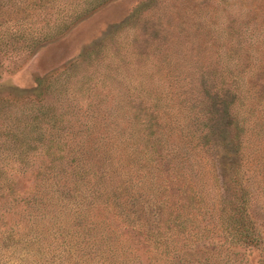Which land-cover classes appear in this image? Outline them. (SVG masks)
Returning a JSON list of instances; mask_svg holds the SVG:
<instances>
[{
	"label": "trees",
	"instance_id": "obj_1",
	"mask_svg": "<svg viewBox=\"0 0 264 264\" xmlns=\"http://www.w3.org/2000/svg\"><path fill=\"white\" fill-rule=\"evenodd\" d=\"M83 1L85 4L80 5L59 3L42 18L38 30L22 23L1 22L0 58L7 57L6 53L15 51L18 45L37 51L65 34L71 25L88 16L87 8L93 11L92 5ZM96 2L93 0V6ZM103 2L99 0L97 7ZM48 78L35 77L31 91L21 92L25 97L32 94L37 98L26 106H19L22 99L18 90L4 88L0 83V112L5 106L30 110L33 117L0 116V158L11 155L9 163L0 165V239L4 244L0 248L1 264H141L140 256L146 264H181L182 249L217 239L239 248L244 264H264V229L254 217L249 184L250 177L264 174V122H255L257 129L250 127L255 114L250 108L255 104H245L242 77L234 76L231 82L239 94L227 91L222 84L215 85L212 91L205 89L210 111L201 110L196 103V107L184 109L183 117L181 104L174 115L162 112L144 118L137 114L138 119L127 122L125 128L99 135L89 157L82 150L63 149L70 137L59 131L62 117L50 118V107L42 98ZM89 83L80 91L86 98ZM77 87L73 86L72 91H78ZM230 94L231 99L225 101ZM129 100H125L128 108ZM219 107L223 120L217 115ZM152 108L157 107L152 104ZM164 126L171 132L169 135ZM172 133L185 145L183 148L199 156L195 174L189 164L185 167L184 160H179L184 169L181 178L190 186V197L185 200L177 199L178 190L168 193L172 191L168 186L172 181L157 163L154 165L152 142L166 143ZM40 146L47 149L36 151ZM39 151L54 158L53 165L67 177L60 181L58 174L51 177L49 168H39L42 180L34 181L32 191L24 194L18 189L19 180L32 167V159ZM178 152L172 150L168 155ZM203 175L210 182L208 190ZM109 179H117L116 186ZM66 188L69 192L61 198L65 204L53 206L51 202L57 205L61 196L58 191ZM132 193L136 200L129 209L124 206L126 200H132ZM132 204L137 210L131 209ZM91 208L104 211L94 213Z\"/></svg>",
	"mask_w": 264,
	"mask_h": 264
},
{
	"label": "rangeland",
	"instance_id": "obj_2",
	"mask_svg": "<svg viewBox=\"0 0 264 264\" xmlns=\"http://www.w3.org/2000/svg\"><path fill=\"white\" fill-rule=\"evenodd\" d=\"M10 1L13 3L0 0V23H22L34 30H38L42 18L52 13L59 3L85 4L83 0ZM98 1L93 6V0H86L93 11L87 8L88 16L39 50L28 51L18 45L15 51L6 53L7 57L0 58V83L4 88L14 87L20 92L19 106L37 101L32 94L25 97L21 92L31 91L35 77L49 76L42 98L50 107V118L62 117L59 131L70 137L63 149L82 150L89 157L88 152L95 148L99 135L110 129L125 128L127 122L138 119L137 114L144 118H153L162 112L174 115L181 104L183 117L184 109L196 103L201 110L210 111L205 89L212 91L215 85L222 84L227 91L239 94L231 83L234 76L243 79L241 91L247 97L245 104H255L250 108L255 113L250 127L257 129L255 122H264V0H102L97 7ZM86 77L90 82L87 98L80 95V91L88 87ZM77 85L78 91H72ZM6 93L3 92L8 95ZM126 99L130 101L129 108ZM230 99L231 94L225 101ZM152 104L157 108L153 110ZM217 109L218 117L223 120L221 107ZM22 115L33 119L30 110L4 106L0 112L5 119ZM227 120L232 122L230 116ZM166 133L171 132L167 129ZM169 137L166 143L152 142L154 165L157 163L164 176L172 181L168 185L172 191L168 193L178 190L177 199H189L190 186L188 181L182 180L184 169L179 160H184L185 167L189 164L195 174L199 156L183 148L185 145L175 133ZM46 149L40 146L36 151ZM172 150L179 152L168 155ZM52 160L54 158H47L43 151L37 152L32 167L27 168L24 178L19 180L18 189L24 194L30 193L34 181L42 180L38 171L44 167L49 168L51 177L58 174L60 181H64L67 175L62 174ZM1 161L2 166L9 163L11 155L3 156ZM202 177L208 190V177ZM109 182L116 186L117 179L114 182L109 179ZM249 184L254 196L253 214L264 229V174L250 177ZM68 192L67 188L58 191L61 196L57 205L54 201L52 205L57 208L64 205L61 198ZM124 198L126 200L127 196ZM134 200L136 196L132 193V200H126L124 207L130 209ZM2 203L0 200V213ZM100 209L103 213V208L90 210L96 213ZM105 209L108 211L107 206ZM131 209L137 210L133 204ZM38 218L42 219L41 215ZM45 221L46 218L40 223ZM3 246L0 239V248ZM134 248L139 250L140 256V248ZM181 253V264L245 262L239 248L223 244L221 239L194 244ZM140 257L141 264H146L145 258ZM2 262L3 259L0 264Z\"/></svg>",
	"mask_w": 264,
	"mask_h": 264
}]
</instances>
